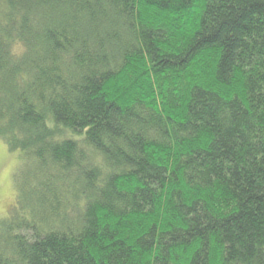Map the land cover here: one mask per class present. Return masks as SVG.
Listing matches in <instances>:
<instances>
[{
  "label": "trees",
  "instance_id": "trees-1",
  "mask_svg": "<svg viewBox=\"0 0 264 264\" xmlns=\"http://www.w3.org/2000/svg\"><path fill=\"white\" fill-rule=\"evenodd\" d=\"M0 140V264H264V0H0Z\"/></svg>",
  "mask_w": 264,
  "mask_h": 264
},
{
  "label": "rangeland",
  "instance_id": "rangeland-1",
  "mask_svg": "<svg viewBox=\"0 0 264 264\" xmlns=\"http://www.w3.org/2000/svg\"><path fill=\"white\" fill-rule=\"evenodd\" d=\"M21 162L18 154L10 153L0 140V219L6 217L14 203L16 185L27 180L28 171Z\"/></svg>",
  "mask_w": 264,
  "mask_h": 264
}]
</instances>
